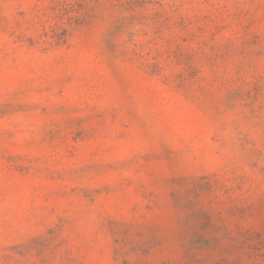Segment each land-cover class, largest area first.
<instances>
[{
  "label": "rangeland",
  "instance_id": "obj_1",
  "mask_svg": "<svg viewBox=\"0 0 264 264\" xmlns=\"http://www.w3.org/2000/svg\"><path fill=\"white\" fill-rule=\"evenodd\" d=\"M0 264H264V0H0Z\"/></svg>",
  "mask_w": 264,
  "mask_h": 264
}]
</instances>
